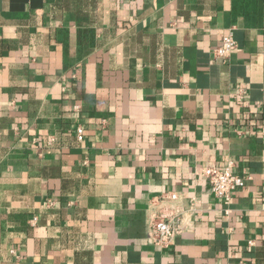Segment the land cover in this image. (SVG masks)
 <instances>
[{
    "label": "crops",
    "instance_id": "1",
    "mask_svg": "<svg viewBox=\"0 0 264 264\" xmlns=\"http://www.w3.org/2000/svg\"><path fill=\"white\" fill-rule=\"evenodd\" d=\"M261 126L264 0H0V264H264ZM229 161L225 213L199 170Z\"/></svg>",
    "mask_w": 264,
    "mask_h": 264
},
{
    "label": "built area",
    "instance_id": "2",
    "mask_svg": "<svg viewBox=\"0 0 264 264\" xmlns=\"http://www.w3.org/2000/svg\"><path fill=\"white\" fill-rule=\"evenodd\" d=\"M236 42L231 32L225 34L218 45L212 48V54L226 61L235 48ZM241 91V89H239ZM75 108L79 105L75 104ZM261 136L264 141V126H261ZM76 138L83 139V129L77 126ZM38 137H33V142H38ZM53 142V137L46 140L47 144ZM232 161H229L226 167L220 168L214 165H204L200 168V173L205 177L209 184L210 192L220 199L225 205L224 212L228 213V204L231 200V192L238 187H242L250 179V176L239 175L230 170ZM166 199L173 203L172 210L168 212L152 211L146 227L147 238L156 246L167 249L173 243L178 234H181L190 223L191 214L196 211L195 199H190L187 206L178 201V195L175 192L167 193ZM155 202V201H154ZM153 202V203H154Z\"/></svg>",
    "mask_w": 264,
    "mask_h": 264
}]
</instances>
